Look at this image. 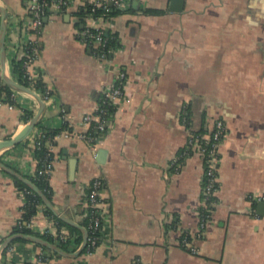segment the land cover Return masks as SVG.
Returning a JSON list of instances; mask_svg holds the SVG:
<instances>
[{
  "label": "crops",
  "instance_id": "1",
  "mask_svg": "<svg viewBox=\"0 0 264 264\" xmlns=\"http://www.w3.org/2000/svg\"><path fill=\"white\" fill-rule=\"evenodd\" d=\"M95 1L105 0H76L66 11L44 15L40 54L31 67L34 80L43 78L55 92L42 116L43 124L58 131L51 142L50 200L81 226L64 221L83 238L87 191L93 181L104 182L110 239L85 255L86 261L264 264V0H185L181 11L171 9L173 0H131L125 8L130 10L113 19L78 14ZM1 8L7 31L0 83L4 73L13 78L11 60L21 57L32 37L27 0H0V34ZM90 29L118 36L119 49L106 61L83 35ZM118 69L126 72L130 101L121 104L109 134L95 147L73 139L70 133L82 131V117L95 112L100 89ZM13 91L15 105L0 101V141L25 129L31 120H24V110L39 109L36 97ZM218 119L227 133L219 150L217 202L200 232L202 158L193 154L179 171L174 166L182 163L193 130L208 135ZM35 129L23 142L0 149V161L25 177L39 166ZM15 179L0 166V248L20 233L13 230L25 198ZM45 207L35 217L39 229L68 233ZM32 243L16 242L4 252L6 246L2 261L33 264L43 252L47 259L38 264H74ZM13 254L19 258L12 260Z\"/></svg>",
  "mask_w": 264,
  "mask_h": 264
},
{
  "label": "built area",
  "instance_id": "2",
  "mask_svg": "<svg viewBox=\"0 0 264 264\" xmlns=\"http://www.w3.org/2000/svg\"><path fill=\"white\" fill-rule=\"evenodd\" d=\"M76 0H27L28 10H29V22L28 29L32 32L28 40L22 47L21 57H25V68L29 73V77L34 79V75L31 72V67L37 60L40 54V49L38 46V37L40 36L41 29L44 25V15L48 14L50 11L54 13H59L68 10L74 5ZM115 5L116 8L125 9L129 6L131 0H105L90 2L95 6L107 7V3ZM103 21L104 18L100 17ZM83 35L88 39L87 41L95 47V52L99 60L106 61L109 54H114L119 46L112 45L110 39L104 36V31L102 29L98 30L96 33H90L86 30ZM37 39V40H36ZM126 72L124 69H118L116 77L110 83H106L99 91L98 94V104L94 113H86L82 117V131L71 132L73 139L84 140L88 142L91 146H96L100 143L104 137H106L112 127L114 126V121L116 115L118 114V109L121 104L128 103L130 101L129 95L126 91ZM54 89L48 85L47 92L44 101L46 104L52 102L54 95L51 94ZM14 105V104H11ZM37 132L34 138V150L41 146V140L46 137V135L41 131L35 129ZM227 133V125L224 120L218 119L210 134L199 136L197 134L191 133L188 141V145L183 152L185 160L191 157L193 154L199 155L202 158L204 170L201 178L202 182V207L200 209V232L205 229L207 221L211 219L213 208L215 206L216 194L218 192V168L220 163L219 150L222 141ZM40 140V141H39ZM52 142V140H51ZM49 142L46 145V151L48 156L53 153L52 143ZM182 163H177L175 165V170L179 171ZM54 170V155L51 159L44 164L41 168H38V174L44 177H50ZM104 186L102 179H97L90 185L86 194V211L85 215L90 217L89 229L92 232V236L88 235L86 248L95 250L105 241L110 239V222L109 218L106 216V204L101 197V190ZM27 193H35L32 189L27 191ZM36 194V193H35ZM36 215L33 216L30 221L26 222L27 227L32 229L34 232L41 233L43 235L55 236V238H60L63 240L68 239L69 234L63 231L58 233H52L51 229H39L37 226ZM21 220L19 225H21ZM187 237H183L182 243H188ZM80 248V247H79ZM78 248V249H79ZM14 248H11L13 251ZM94 250V251H95ZM193 252H198L197 247H191ZM94 251H89L88 254ZM87 254V255H88ZM46 255L42 252L40 257L36 258V262L33 264H38L43 262L42 257ZM47 259V258H45Z\"/></svg>",
  "mask_w": 264,
  "mask_h": 264
},
{
  "label": "trees",
  "instance_id": "3",
  "mask_svg": "<svg viewBox=\"0 0 264 264\" xmlns=\"http://www.w3.org/2000/svg\"><path fill=\"white\" fill-rule=\"evenodd\" d=\"M130 10V9H128ZM127 9H119L116 8L115 5H110L107 3V7L102 6H95L93 4H87L85 6H83L78 12V14L82 17L85 16H93V17H104L106 19H113L116 16L125 13L126 11H128ZM149 12H157L159 13L160 11L158 10H153V9H149ZM96 29H90V33H96ZM105 33V32H104ZM104 36L108 37L110 39V42L112 43V45H119V41H118V36L116 34H111L109 33L108 35H106V33L104 34ZM41 48V47H40ZM95 49H93L94 51ZM11 73L13 78L18 81L19 83H21L24 86L30 87L32 89H34L36 92H38L42 98H45V96L47 95V87L48 84L47 82L43 79V78H37V79H31L29 77V73L27 71V69L25 68V57H18V58H14L11 60ZM13 89L6 84L5 82H1L0 83V101L1 102H8L10 104H14L15 105V101L13 99L14 95H13ZM54 91L51 92L52 95H54ZM5 95V97H3L2 95ZM34 112L30 111V110H24V120L26 122H29L30 120L33 119L34 117ZM187 118L189 119V117L187 116ZM36 128L38 130H41L46 137L44 139H42L41 142V146L37 149L34 150V153L37 157V159L39 160V166L38 168H41L44 164H46L51 157H53V153L48 156V153L46 151V145L51 142L52 138L54 136H56V134L58 133L57 130H54L53 128H49L47 127L45 124L42 123V119L38 122ZM194 134H197L199 136L204 135L202 130H193ZM185 151V149L181 152L182 154V158L181 161L183 162L184 159V155L183 152ZM28 179L32 180L36 185H38L45 193L46 195L51 198L52 195V187L50 184V177H44L40 174H38V170L37 172L33 175V176H27ZM19 189L24 193V198H25V203L23 205V217L21 218V225H18L17 227H15V229L13 230V233H17V232H24V233H32V234H37L40 235L54 243H56L58 246H60L62 249L68 251V252H73L76 251L82 244L83 242V234L82 231L76 227L67 225L64 221L60 220L59 218H57L55 216V214L47 207H45V213L50 216L52 219L56 220L57 224L59 225V227L62 226H66L69 229V237L66 240L60 239V238H55V236H51V235H43L41 233L38 232H34L32 229H30L29 227H27L26 222L30 221V219L37 215L41 205H43V201L42 199L35 193H27V191H29L31 188L29 186H27L24 182H22L19 179H15ZM219 187V185H218ZM86 211V209H85ZM90 217H85V219L83 220L82 224L87 228L88 230V234L90 235V237L92 236V232L89 229V225H90ZM16 242H27V240L18 238L16 240H14L11 244H9L6 248L5 251L6 252L11 246L12 244H15ZM34 246L39 247V245L32 243ZM98 245L100 246V242L98 243ZM95 248H91V250H89L88 248H85L82 252V254L76 258L73 259L74 264H90L86 261L85 259V255L88 254L89 251H94ZM52 255H56L54 253H51ZM17 254H13L12 255V260L13 257L15 258H19L18 256L16 257ZM40 257V255L38 256ZM37 257V258H38ZM47 258V255H44V257H42V260L45 261ZM17 260V259H16ZM31 264V263H28Z\"/></svg>",
  "mask_w": 264,
  "mask_h": 264
},
{
  "label": "water",
  "instance_id": "4",
  "mask_svg": "<svg viewBox=\"0 0 264 264\" xmlns=\"http://www.w3.org/2000/svg\"><path fill=\"white\" fill-rule=\"evenodd\" d=\"M184 2H185V0H173L171 3L172 4L171 9L175 10V11H181L184 7ZM1 9L4 13V16H3V21H2V26H1V34H0V49H1V62L3 65V69L5 70V59H6L5 40H6V31H7V22L5 20L7 18V13H6L5 9H3V8H1ZM2 78H3L4 82L6 84H8L11 88L22 91V92L29 93V94L33 95L34 97H36L38 102H39V109H38L37 113L35 114V116L33 117V119L27 124V126L25 127V129L23 131H21L18 135H16L13 138L0 141V149H2L4 147H10V146L17 145V144L23 142L26 138H28L31 135V133L34 131V129L36 128L38 122L42 119L44 111L46 110V102L44 101L42 96L38 92H36L34 89L22 85L21 83L16 81L14 78L6 75L5 73L3 74ZM0 166L6 172L11 174L13 177L21 180L27 186H29L42 199L45 206L47 208H49L55 214V216H57L59 219L65 221L66 223H68L70 225L81 227L79 224L75 223L74 221H72L71 219H69L68 217L63 215L60 211H58L54 207V205L52 204L50 198L46 195V193L38 185H36L32 180L28 179L27 177H25L24 175H22L18 171L14 170L12 167H9L8 165L3 163L2 161H0ZM82 229L84 232V238H83L82 245L78 250L73 251V252H68V251L62 249L56 243H54V242H52V241H50V240H48V239H46L40 235H37V234L20 232V233H17L15 235H12L5 240V242L2 244V246L0 248V264H5L1 259L2 250L6 246H8L14 239H18V238H21V239L33 242L39 246L45 247L48 250L55 252L60 256L76 259L82 254L83 250L86 248V245H87V240H88V235H89L88 230L83 228V227H82Z\"/></svg>",
  "mask_w": 264,
  "mask_h": 264
}]
</instances>
